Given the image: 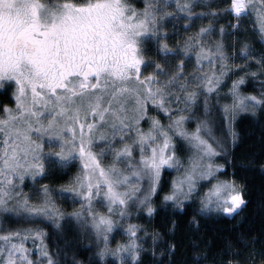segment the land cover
Segmentation results:
<instances>
[{"label":"snow or ice","instance_id":"6c2138e0","mask_svg":"<svg viewBox=\"0 0 264 264\" xmlns=\"http://www.w3.org/2000/svg\"><path fill=\"white\" fill-rule=\"evenodd\" d=\"M253 13L258 52L237 36ZM221 16L235 23L217 27ZM205 18L207 26L169 43L170 22L184 20L187 33ZM236 71L244 75L232 81L231 102L221 106V88ZM249 75H264V0H224L220 9L205 0H143L142 7L135 0H0V91L10 94L0 104V216L33 225L0 234V264H61L45 242L47 227L91 237L101 261L140 264L139 233L147 230L123 225L134 213L155 216L157 197L174 213L198 199L196 215L239 214L248 203L244 185L235 171L221 179L235 158L228 159L214 127L216 112L231 125L240 113L264 111V81L259 95L241 91ZM231 136L235 148L238 135ZM76 162L80 171L70 186L43 185L35 200L23 192L27 178L35 182ZM166 170L177 175L164 192ZM57 196L80 206L65 213ZM120 229L127 242L110 248ZM175 230L173 222L168 231ZM192 248V264H264V239L243 234L220 258L199 243ZM176 249L152 234L155 264H173Z\"/></svg>","mask_w":264,"mask_h":264},{"label":"trees","instance_id":"16d2710c","mask_svg":"<svg viewBox=\"0 0 264 264\" xmlns=\"http://www.w3.org/2000/svg\"><path fill=\"white\" fill-rule=\"evenodd\" d=\"M206 3H214L218 9L223 8L224 0H205ZM138 7L143 6V0H135ZM175 5L173 4L168 10L173 11ZM203 7H197L195 12L207 11ZM229 22L235 23L232 17L221 16L214 22L217 27L219 25H227ZM173 23L175 28H173ZM209 18L195 21L191 28L186 33L184 31V20L173 21L168 24V31L170 35V44H175L199 30L202 26H207ZM242 28L237 36L246 37L252 43L253 48L258 52L261 44L258 37L254 33L255 13L251 16L245 17L242 20ZM214 38V37H213ZM235 39V38H233ZM244 61L240 65H243ZM193 70V63H188L186 71ZM255 66L251 71H256ZM147 74V73H146ZM244 75L242 71H236L231 74L225 81L224 86L221 88L219 105H224L231 102V98L227 96L228 90L231 87V78H238ZM231 77V78H230ZM247 82L242 86L241 91L244 94L259 95L262 91L261 81H264V75H259L255 79L250 75L246 78ZM9 93L0 91V104L9 102ZM216 103V101H213ZM155 114V113H153ZM166 118L161 115L160 118ZM145 128L147 124L143 125ZM192 127V125H190ZM235 132L238 135V140L235 148L231 147L232 136L231 133ZM214 134L216 138L221 141L227 148L231 155L228 159L235 158V163L226 168L224 175L221 178H231L235 171L236 179L244 185L245 199L248 201L247 206L243 208L239 214L234 217L210 214L208 216L196 215L199 208V200L195 199L189 205H186L184 210L176 211L175 213L171 208L165 209L161 207V199L157 197L154 201V206L158 212L153 217H148L146 213L140 212L139 215L133 216L132 220L128 223L139 225L142 231L139 233L142 240V247L144 251L141 253L140 264H155V260L151 255L152 248V234L159 232L161 241L174 242L177 244L176 254L173 257V264H192L190 257L193 255L192 245L199 243L204 249H211L210 255L220 258L222 256L224 246L226 244L234 245L236 239L242 234L246 238L255 237L264 239V111H259L255 116L250 113H240L232 121L231 125L227 119L223 118L222 113L216 112L215 114V127ZM47 151V149H46ZM219 163H224L223 160H218ZM80 169L76 164L68 169L49 171L43 177H37L33 182L31 178L25 180L23 192L26 195H31L35 200L36 191L43 185H49L56 191L63 187L70 186V182L78 173ZM172 170H166L163 174L164 192L168 191V182L174 178ZM202 189L201 191H204ZM164 192H161L162 197ZM57 205L65 213L72 212L79 208V203H73L71 198L63 199L59 196L56 197ZM195 217L197 224H193L192 220ZM175 223L176 230L173 236L168 231L172 223ZM33 225L19 220L12 215L0 216V234L7 231L24 229L32 227ZM123 227H127L124 223ZM45 230L48 232V238L45 241L49 250L52 253L59 252L58 259L61 264H74V261H79L80 264H118L116 258L107 257L101 261L95 255L97 251L96 243L94 240L84 234H78L76 231H62L59 234L52 228L47 227ZM128 240L124 234L123 229L118 230L110 237V248L115 249L118 244L126 243ZM160 242H158L159 244ZM33 250V258H37L35 248L31 241L27 245ZM259 247V245H257ZM163 250L158 247V252ZM157 255V259H158ZM165 264L168 260L165 259ZM211 264V262H209Z\"/></svg>","mask_w":264,"mask_h":264},{"label":"rangeland","instance_id":"374dc122","mask_svg":"<svg viewBox=\"0 0 264 264\" xmlns=\"http://www.w3.org/2000/svg\"><path fill=\"white\" fill-rule=\"evenodd\" d=\"M241 62H242V60H240V59H237L236 60V64L237 65H240L241 64ZM231 78V77H230ZM236 78H231V80H230V82H232L233 80H235ZM165 123L167 122V121H165L164 120V118L162 117L161 118ZM191 127V126H190ZM58 150V149H57ZM107 162V161H106ZM76 165L80 168V164H79V162H76ZM80 171V169H78V172ZM173 172H174V176H176L177 175V173L174 171V170H172ZM221 179H224V178H221ZM207 189L205 188V190L204 191H206ZM133 216H135V213L133 214ZM133 218V217H132ZM132 220V219H131ZM124 223H127L128 224V221H125ZM128 238V237H127Z\"/></svg>","mask_w":264,"mask_h":264}]
</instances>
